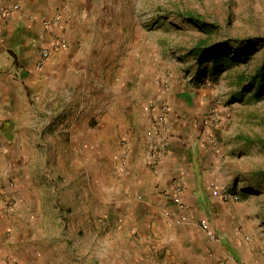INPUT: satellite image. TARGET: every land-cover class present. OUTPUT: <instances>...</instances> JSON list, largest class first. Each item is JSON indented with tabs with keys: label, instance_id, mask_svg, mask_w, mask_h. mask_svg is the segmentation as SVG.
I'll use <instances>...</instances> for the list:
<instances>
[{
	"label": "crops",
	"instance_id": "crops-1",
	"mask_svg": "<svg viewBox=\"0 0 264 264\" xmlns=\"http://www.w3.org/2000/svg\"><path fill=\"white\" fill-rule=\"evenodd\" d=\"M14 5L0 15V264H264V231L253 206L221 197L220 135L199 96L171 85L163 137L130 134L116 157L97 129L74 123L81 108L66 111L82 98L76 88L84 82L85 95L109 98L111 116L114 97L129 114L128 71L108 65L101 74L95 63V26L105 0H0V6ZM50 17L58 18L55 26L44 25ZM43 48L49 56L37 67ZM98 75L107 88L97 95L89 90ZM66 135L73 137L69 181L48 154L63 148ZM37 150L44 151L40 162ZM65 193L87 195L89 210L101 206L120 218L114 235L107 234L112 239L82 244L65 235L60 218L61 229H51L48 216L58 212Z\"/></svg>",
	"mask_w": 264,
	"mask_h": 264
},
{
	"label": "rangeland",
	"instance_id": "rangeland-1",
	"mask_svg": "<svg viewBox=\"0 0 264 264\" xmlns=\"http://www.w3.org/2000/svg\"><path fill=\"white\" fill-rule=\"evenodd\" d=\"M105 4L95 26V63L98 71L104 69L101 74L108 65H112V71L121 66L128 71L132 79L129 114L124 115L120 109L125 106L122 98L114 97L112 111L117 112L111 116L109 98L97 96L93 100L85 95L88 89L82 90L84 82L76 88L82 91V98L74 99L78 102L67 110L64 98H60L62 104L58 106L66 111L81 108L74 123L97 129L95 136L110 147L112 155L120 157L130 134L138 140L146 138V133L163 137L168 107L165 98L171 85L182 87L187 97L199 96L205 116L218 119L210 127L217 126L220 135L216 144L219 179L238 196L233 201L253 206L257 224H262L264 231V93L256 92L259 77H264V0H105ZM188 14L200 18L203 24H197ZM214 45L225 53L218 74L211 70L213 62L200 66L197 60L198 50ZM235 53L240 55L239 61L229 62L227 57ZM204 67L209 71L203 75ZM120 77L114 75L113 79L118 82ZM97 78L98 84L89 91L97 90L98 95L107 86L100 82L99 75ZM50 111H54L52 106ZM90 113L94 116L86 121ZM73 137H61L63 148L48 153L50 164L68 181L72 177L68 141ZM33 154L40 162L44 151ZM60 200L58 212L51 211L48 216L50 227L61 229L60 218L66 225L65 235L80 237L82 244L97 238L112 239L107 234L112 231L114 235V226L122 224L101 206L89 210L92 206L87 195L65 193Z\"/></svg>",
	"mask_w": 264,
	"mask_h": 264
},
{
	"label": "trees",
	"instance_id": "trees-1",
	"mask_svg": "<svg viewBox=\"0 0 264 264\" xmlns=\"http://www.w3.org/2000/svg\"><path fill=\"white\" fill-rule=\"evenodd\" d=\"M190 19L194 20L197 24H203L202 20L200 18H195L193 15L188 14L187 15ZM199 56H198V64L200 66H203L206 62H213L212 72L214 74H218L222 71L220 69V64L222 62V59L225 56V53L220 50L219 46H208L202 50H198ZM240 55L238 53H235L232 57H227L229 62H236L239 61ZM208 68L204 67L203 69V75L204 73L208 72ZM263 71V70H262ZM258 85H256V92L257 95H261L264 93V77H259V80L257 81Z\"/></svg>",
	"mask_w": 264,
	"mask_h": 264
},
{
	"label": "built area",
	"instance_id": "built-area-1",
	"mask_svg": "<svg viewBox=\"0 0 264 264\" xmlns=\"http://www.w3.org/2000/svg\"><path fill=\"white\" fill-rule=\"evenodd\" d=\"M16 8H18V5H14L11 8H6L3 6H0V15L2 17H5L12 9H16ZM43 23H44V25L55 26L58 23V18L57 17H50L47 20H44ZM1 40H2V29L0 27V41ZM48 56H49V49L43 48L41 53H40V59L37 61L36 66L40 67L44 63V61L48 58ZM216 120L217 119H215V117L212 119V121H216ZM221 197L224 200H237L238 199V196L235 193L230 192L225 187H223L221 189ZM201 225L204 229L207 230L210 237L218 238L217 235L209 229V225L206 221H202Z\"/></svg>",
	"mask_w": 264,
	"mask_h": 264
}]
</instances>
